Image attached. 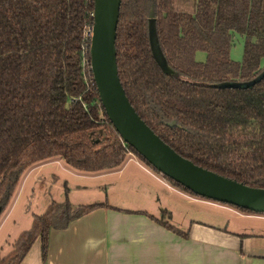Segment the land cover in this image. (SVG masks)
Instances as JSON below:
<instances>
[{"label": "trees", "instance_id": "16d2710c", "mask_svg": "<svg viewBox=\"0 0 264 264\" xmlns=\"http://www.w3.org/2000/svg\"><path fill=\"white\" fill-rule=\"evenodd\" d=\"M152 9L171 73L152 50ZM93 13L94 0H0V216L24 172L45 160L97 173L134 153L158 172L124 143L102 106L90 66ZM235 33L244 37L241 61L231 57ZM116 50L130 102L166 143L197 165L264 188V78L245 88L216 86L264 70V0H122ZM105 206L53 202L11 251L0 252V264H20L38 238L45 260L51 229ZM169 216L162 209L159 221L187 235Z\"/></svg>", "mask_w": 264, "mask_h": 264}, {"label": "crops", "instance_id": "0c3cea01", "mask_svg": "<svg viewBox=\"0 0 264 264\" xmlns=\"http://www.w3.org/2000/svg\"><path fill=\"white\" fill-rule=\"evenodd\" d=\"M242 48H232L234 60H242ZM196 59L204 62L206 53L198 51ZM53 159L63 161L61 158ZM127 171H130L129 182L120 191L143 194L147 201L155 202L161 215L162 209L171 211L169 222L187 235L169 229L159 221L162 218L160 214L143 207L129 206L124 201L109 204L107 200H98L88 204L107 203L109 206L96 208L72 220L66 228L51 229L45 260L41 239L38 238L20 264H264V215L245 213L196 197L174 186L131 154L120 167L89 173L94 174L89 178H105L108 182L110 176L126 177ZM94 190L100 189L94 187ZM65 191L66 195L71 193L68 188ZM101 192L109 198V188H101ZM175 194L183 196L189 204L184 203L182 211H179L182 213L180 217H175L171 207ZM192 202L212 204L231 211L233 215L205 221L204 206L202 209L194 208ZM247 219L254 220V226L236 222Z\"/></svg>", "mask_w": 264, "mask_h": 264}, {"label": "water", "instance_id": "95a60500", "mask_svg": "<svg viewBox=\"0 0 264 264\" xmlns=\"http://www.w3.org/2000/svg\"><path fill=\"white\" fill-rule=\"evenodd\" d=\"M122 0H94L90 57L93 78L105 113L122 140L160 174L194 194L256 213H264V188L247 185L197 165L166 143L139 115L122 85L116 39ZM153 53L165 72H173L160 48L154 10L150 14ZM264 78V70L247 82H225L219 87H250ZM176 124L175 121L170 123Z\"/></svg>", "mask_w": 264, "mask_h": 264}, {"label": "rangeland", "instance_id": "374dc122", "mask_svg": "<svg viewBox=\"0 0 264 264\" xmlns=\"http://www.w3.org/2000/svg\"><path fill=\"white\" fill-rule=\"evenodd\" d=\"M233 43L234 49L243 47L241 57L243 58L244 37L235 33L233 36ZM131 155L135 154L131 153ZM58 160L59 159H50L44 162H38L29 167L22 175L14 197L0 216V251L2 255H6L12 250L13 243L18 238L20 232L31 227L34 214L44 213L47 207L53 202L63 203L69 199L70 203L75 207L80 204L86 205L98 200H107L108 203L116 204L124 201L126 205L143 207L154 214H160L158 208L155 207V202L147 201L146 196L143 194L138 195L134 192L120 191L122 186L128 184V175L130 171H127L126 177L124 176L121 179H119L118 176H110L109 178H111V180L107 182L105 178H89V176L94 174L80 172L71 168L65 162ZM141 161L143 160L141 159ZM143 162L146 163L145 161ZM94 187H98L100 190H94ZM128 187L132 188L130 185ZM65 188L71 191L69 195L65 194ZM101 188H109V198H107L105 192H101ZM173 198V203L170 202L172 203L171 207H173L172 209L175 217H180L182 213L179 211H182L183 205L189 204L181 195L175 194ZM210 201L220 203L214 200ZM192 203V207L194 206V208L202 209L204 206L203 211L205 212L203 213V220L205 221L210 222L211 218L224 217V215L229 217L233 215L231 211L218 208L212 204ZM221 204L227 205L225 203ZM231 207L240 210L237 207ZM160 216L162 215L160 214ZM242 221L243 222H241V220H236L237 224L242 223L243 226H254V220L247 219ZM255 226H262V224H255ZM2 247L4 248L3 251Z\"/></svg>", "mask_w": 264, "mask_h": 264}, {"label": "built area", "instance_id": "2783aa9c", "mask_svg": "<svg viewBox=\"0 0 264 264\" xmlns=\"http://www.w3.org/2000/svg\"><path fill=\"white\" fill-rule=\"evenodd\" d=\"M91 36H92V29H91ZM90 66H91V64H90ZM91 72H92V69H91ZM92 75H93V73H92ZM94 79V78H93ZM95 82V81H94ZM125 143V142H124Z\"/></svg>", "mask_w": 264, "mask_h": 264}]
</instances>
